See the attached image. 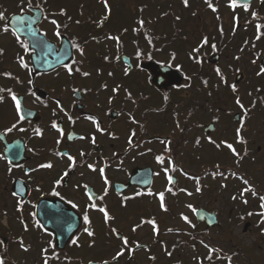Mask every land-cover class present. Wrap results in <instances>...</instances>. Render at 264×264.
<instances>
[{
  "label": "flooded vegetation",
  "instance_id": "flooded-vegetation-1",
  "mask_svg": "<svg viewBox=\"0 0 264 264\" xmlns=\"http://www.w3.org/2000/svg\"><path fill=\"white\" fill-rule=\"evenodd\" d=\"M87 1L30 0L28 8L29 0L23 5L21 0H0V11L8 22L24 15V28L32 30L36 22L45 36L34 51L31 38L37 34L21 36L29 43L30 50L25 51L11 31H0V88L5 89L0 92L4 97L0 101V153L19 165L9 172L10 165L0 159V255L5 264H44L42 249L48 248L49 256L55 252L59 257L48 264H214L215 253L212 261L205 259L209 255L205 245L214 248L213 227L198 223L196 216L199 209L217 212L208 204L215 190L212 173L217 165L228 176L234 171L237 175L230 177L229 184L234 186L237 180L241 192L238 177L247 179L241 167H254L256 158H264V73L260 72L264 67V0H237L235 8L231 0H188L187 7L183 0H109L106 8L101 0ZM97 7L109 14L103 24L100 16L93 15ZM51 20L58 21L60 37ZM204 37L208 43L200 47ZM198 47L199 52L194 51ZM21 56L27 68L21 66ZM151 63L170 65L181 79L153 84ZM65 65H71V73ZM6 72L12 75H3ZM7 89L21 100L25 119H19ZM53 122L63 135L52 127ZM13 124L17 127L6 132ZM238 129L245 142L238 139ZM9 145L14 149L8 150ZM256 152L262 153L254 156ZM69 155L75 157V167L70 166ZM157 156L164 157L163 164ZM215 156L221 160H214ZM49 162L51 168L39 167ZM167 175L174 183L169 184ZM249 179L258 182L262 187L256 189L264 194V175L258 181ZM159 193H164L167 211L161 208ZM203 199L207 204L197 205ZM43 200L41 211L48 216L47 225L38 215ZM18 202L23 203L22 211ZM93 202L96 208L89 207ZM63 206L70 207L76 223L59 246L57 232L72 228L66 217L52 216L54 210L68 216ZM102 207L113 217L107 223L99 211ZM182 207L190 214L186 221H193L190 228L166 225L167 217L183 216L176 213ZM85 215L90 224L85 223ZM152 219L158 232L152 224L142 223ZM86 227L93 235L84 231ZM112 229L127 237L134 253L125 249L122 257L112 259L123 247ZM20 238L30 246L28 251L21 248ZM50 241L55 248L49 247Z\"/></svg>",
  "mask_w": 264,
  "mask_h": 264
},
{
  "label": "rangeland",
  "instance_id": "rangeland-1",
  "mask_svg": "<svg viewBox=\"0 0 264 264\" xmlns=\"http://www.w3.org/2000/svg\"><path fill=\"white\" fill-rule=\"evenodd\" d=\"M90 1L91 0L87 1L88 4H92ZM104 12L105 10H102V7H97L93 10V15L95 18H97V16L102 18V13ZM257 120L262 124V121L259 118H257ZM261 153L262 152H256L254 156H258V154L261 155ZM262 159H264L262 156L256 158L257 165L253 167L247 164L246 166L241 167L240 172H243V175L252 177L257 181L260 180L259 178L264 175V161ZM214 160L221 159L220 157L217 158V156H215ZM253 164H255V162H253ZM232 172L234 171L230 172V175L228 176L229 179L221 178L215 183V190L214 193H212L213 196L208 200L210 208L218 212L219 220L221 222V225L212 231V246L215 249L222 250L215 254L220 255L219 253L223 254V252L224 254H229L232 257L233 264H264V230H261L259 225L262 223V217L257 214L262 211L260 207V196L258 197L256 195L253 197L251 191L245 192L243 196H241V192L238 191L239 185L237 180H235L236 184L234 186L229 184ZM226 183H228V185ZM256 184L262 187L258 182ZM242 190L241 184V191ZM233 196H235L236 199H233ZM244 200H247L248 202L245 204L243 202ZM206 202L207 201L203 199L196 203L199 206H203L207 204ZM183 211H185V214L187 215H185ZM178 212L183 213V216L180 217L178 215L175 216V218L167 217L166 225L182 228L188 226L190 228L189 221H186L183 218L190 215L186 208L182 207L181 209L176 210V213ZM249 213L253 214L249 215ZM246 222L251 223V226L247 229L244 228ZM223 260L225 262H216V260L214 264H228V261L225 259Z\"/></svg>",
  "mask_w": 264,
  "mask_h": 264
},
{
  "label": "snow or ice",
  "instance_id": "snow-or-ice-1",
  "mask_svg": "<svg viewBox=\"0 0 264 264\" xmlns=\"http://www.w3.org/2000/svg\"><path fill=\"white\" fill-rule=\"evenodd\" d=\"M206 2H207V0H206ZM23 3H24V0H21V5H23ZM104 3H105V7H108V5H107V0H104ZM183 3H184V5H185V7L188 6V0H183ZM231 6H232L233 8H235V7L237 6V0H231ZM27 7H28V8H31V7H32V4H31L30 0H29V3H28V6H27ZM209 7L212 8L213 11L216 10L215 7H214L211 3H209ZM244 7H245V9H247L248 4H245ZM23 11H25V9H24L23 7H21V12H23ZM60 14H61V15H64V14H65V12H64L63 9H61V13H60ZM253 15H255V14H253ZM176 19L179 20L180 17H176ZM0 21H4L3 24H0V31H2V32H4V33H8V32L11 31L12 34L16 37L17 43H19L20 46H21L25 51H29V50H30V48H29V43H27L24 39H22V38H21V35H20L22 32H24V27H23L22 25H24V24L26 23V18L23 17V16H16V17L14 18V20H13V23H15V24H17V25H21V27H13L12 24H10V23L8 22V17L5 16V13L2 12V11H0ZM51 23H52L53 25L56 26V32H55V35H56L57 37H60V36H61V33H60V25H59L58 21H57V20H51ZM77 23H79V21H77ZM100 24H103V19L100 21ZM139 24H140L141 27H143V26H144V21L141 19V20L139 21ZM257 28H258V30H259L260 26L258 25ZM137 31H138V29H137ZM222 31H223V29L221 28V32H222ZM31 35H32V36H35V32H32ZM108 38H109V39H116L117 41H119V37H111V36H109ZM257 39H259V36L257 37ZM150 42H151V41H150ZM207 43H208V38H207V37H204V39H203V41H202L200 47H203V45H204V44H207ZM39 44H40L39 41H35L34 44H33V46H32V48H31V50L34 51L35 48L39 46ZM76 47L79 48V45H76ZM213 47H215V45H213ZM79 50H80L81 54H83V49H82V48H79ZM199 50H200L199 47L196 48V49H194V51H196V52H199ZM2 51H3V50L0 49V53H2ZM138 55H140V53H138ZM172 58H173V59L175 58V54H174V53L172 54ZM18 59H19V61H20L22 67H25V68L28 67L27 63L24 61V58H23L22 56H21V57H18ZM65 67H67L69 73H71V71H72L71 65H65ZM216 72H217L218 75H222V74H221V71H220L219 68L216 69ZM260 72H261V73H264V67L261 68ZM258 74H259V73H258ZM3 75L10 77L12 74L6 72V73H3ZM84 75L87 76L88 73H84ZM225 82H226V81H225ZM204 83L207 84V81H204ZM105 87H106V86H105ZM231 87H232L233 91L235 92V91H236V85L233 84V85H231ZM117 90H118V89H114V91H117ZM3 91H5V89L0 88V92H3ZM6 91H8V92L10 93L12 100L15 102V107H16V109H17V112L19 113V119H20V120L25 119V114L23 113V111H22V109H21V100L17 97V95H16L14 92H12L11 89H7ZM128 95L131 96V93H129ZM3 99H4V97H3V96H0V101H3ZM57 103L59 104V101H57ZM236 103H237L242 109L244 108V105L240 102V99H239V98H237ZM70 119H71V117H70ZM89 119H92V118L89 117ZM16 127H17V125H16V124H13L12 127L7 128L5 131H6V132H12L13 129H15ZM52 127H53V128H57V129L60 131L61 135H63V129H62V128H59V126L57 125L56 122H53ZM97 128H99V124H98V123H97ZM100 130L103 131V129H100ZM20 131H24V129H20ZM239 131H240V130L238 129V130H237V133H238V139L240 140V142H245V141H243V138H242V137H239ZM36 132H37L38 135H42L41 130L37 129ZM133 135H135L134 132H133ZM81 139H84V137H81ZM209 139L211 140V138H209ZM92 140H93V143H95V137H92ZM59 142H60V141H57V143H59ZM130 142H131V141H130ZM198 142H199V141H197V143H198ZM211 142H212V143H215L214 141H211ZM222 143H224L229 149H231L234 155H236L237 157H239L240 154H239L238 152H236L235 148H233V146H232L231 144H228L226 141H224V142H222ZM217 147H220V145H217ZM13 149H14V146H12V145H9V146H8V150H13ZM15 154L18 155V151H16ZM57 155L64 156V155H66V153H57ZM81 155H84V153L81 152ZM0 159H4V160H6L7 163L10 165V167H9V169H8L9 172H11L12 167H18V166H19V165H13L12 159H11L8 155H6V154H4V153H0ZM68 159L71 161V165H70V166H71V167H75V157L69 155V156H68ZM156 159H157V161H158L159 163L163 164V162H164V157H163V156H157ZM237 162H239V161H237ZM52 166H53V165L49 162V163H47V164H41L39 167H41V168H51ZM88 167H89L90 169H92L93 171H95V166H94V165L89 164ZM218 168H219V166L217 165V169H218ZM173 170H175L174 167H173ZM100 171H101L102 177H103L104 180H105V183L107 184V183H108L107 178L103 176L104 169L102 168ZM164 171H165V173L167 174L168 171H169V169H168V168H165ZM217 174L221 175V176L224 177V178H227V177L225 176V173H224V172H219V173H217V172H213V173H212L213 176H216ZM64 175H67V173H65ZM231 175H232V176H236L237 174H236V173H231ZM238 178H240V179L243 181V183H244L245 185H248L247 187H245V188L241 191V196H243V194H244L245 192H248V191H251V192L253 193L254 196L257 195L255 189L249 184V182H248L246 179H244L243 177H238ZM167 179H168V181H169V184L174 183V181H173V177H172L171 175H167ZM60 182H61V181H57L56 183L59 184ZM224 186L226 187V185H224ZM85 188H87V185H85ZM167 190H168V191H171V188H169V189H167ZM200 190H201V189L198 187V188H197V191H200ZM56 194L59 195V193H56ZM106 194H107V192H105V195H106ZM188 194L191 195V193H188ZM13 195H16V194L13 193ZM89 198H90V199L92 198V194H91V193H89ZM96 198H97V199H100V200H103L104 197H103V196H98V197H96ZM159 199H160V201H161V208H162L163 210L167 211V208H166V206H165V204H164V193H159ZM233 199H236V197L233 196ZM259 199H260V201H261L260 207H261V210H262V211H261L260 213H257V214L261 215V217H262L261 222L264 223V195L260 196ZM243 202L246 204L248 201H247V200H244ZM69 203H71V201H69ZM74 206H75V205H74ZM89 207L96 208L97 205L93 202V203H91V204L89 205ZM189 207L191 208L192 206L189 205ZM17 208H18V210L22 211V210H23V203H22V202H18V204H17ZM99 211H101V212L104 214V218H105V222H106V223H107L109 220L113 219V217L109 216L106 207L99 208ZM252 214H253V213H249V215H252ZM32 215L35 216L36 214H35V213H32ZM183 218H184L185 220L188 219L187 217H183ZM84 221H85V223H87V224H90V223H91V221L89 220V218H88L87 215L84 216ZM142 223H150V224H152V225L154 226V231H157V232H158V229H156V221H155V219H152V220H149V221H142ZM189 223H191V222L189 221ZM38 226L41 227V228H44V225H43V224H39V222H38ZM138 227H140V225H137V226H136V228H138ZM193 227H195V225H193ZM24 228H25V230H27V224L24 225ZM136 228H133V231H135ZM44 230L47 231L46 228H45ZM84 231H85L86 233H88V235H90V236L93 235V232H92L89 228H87V227L84 229ZM169 231H171V229H169ZM112 232L115 233V234L118 236V238L122 239V241H123V247H122L121 250L118 251V252L116 253V255L112 258L114 261L118 260V258H120V257H122V256L124 255V251H125V249H127V250L129 251L130 254H131V253H134L135 248H131V247H129V241H128L127 237H122V236H120V234L117 232L116 229H112ZM73 243H76V241H73ZM201 243H203V241H201ZM0 244H3V241H0ZM20 246H21V248H22L24 251H28V250H29V247H30V246H26V245L24 244V242H23V238H20ZM49 247H51V248H55V244H54L52 241H50V242H49ZM136 247L138 248V247H140V245L137 243V244H136ZM205 247H207V248L209 249V255H208L207 257H205V259H207V260H209V261H212V259H213L212 253H216V252H218V251H222V250H218V249L212 248V247L209 246V245H205ZM42 255H43V261H44V264H48V262H49L50 259H59L58 255H57L55 252H53V255H52V256H49V255H48V248H43V249H42ZM168 255H171V253L169 252ZM216 258H217V259H220L221 257L217 256ZM151 259H155V257H151ZM226 259H227V261H228V264H231L232 257H231V256H228V257H226ZM0 264H5V258H4V256H2V255H0ZM103 264H108V261H104ZM198 264H203V261H198Z\"/></svg>",
  "mask_w": 264,
  "mask_h": 264
},
{
  "label": "water",
  "instance_id": "water-1",
  "mask_svg": "<svg viewBox=\"0 0 264 264\" xmlns=\"http://www.w3.org/2000/svg\"><path fill=\"white\" fill-rule=\"evenodd\" d=\"M14 19L10 20V24H12L13 27H21V25H17L15 23H13ZM23 26V25H22ZM32 30H26L24 28V32H22L20 35H29V33L35 32V34H37V37H33L31 38V41L34 43L35 41H39L42 40V36L40 35L39 29L36 27V22H33L32 25ZM24 27V26H23ZM37 48V47H36ZM37 59V57H36ZM148 68L150 70V72L152 73V78L151 81L153 84H171L173 82H178L181 79V74L178 71L173 70L171 67L169 66H162V65H156L155 63H151L150 65H148ZM46 201V200H45ZM44 200L42 202H39V218L43 221V223H45V225H47L46 220L48 218V216L46 215V213L44 214L41 209L42 207L46 204ZM57 206H59L58 204L55 205V209H57ZM64 213L69 214L64 215L62 212V210L55 212H52V216L53 218L57 219V218H61V217H66V223L70 225L71 231L70 232H64V231H59L57 232L58 234V240H57V244L62 246L64 244V242H66L67 238L69 237V233L72 234V230L74 229V224L76 222H73V216L70 214V212H73L72 210H70L68 206H63L62 209ZM50 215V214H49ZM199 222H207L209 225L211 226H215L217 224H219V221L215 215V213L211 214L205 210H199L197 212V215ZM49 220V219H48ZM64 223L62 222H56V225H63ZM249 226V223L246 224L245 229H247V227ZM57 227V226H56ZM70 234V235H71Z\"/></svg>",
  "mask_w": 264,
  "mask_h": 264
},
{
  "label": "trees",
  "instance_id": "trees-1",
  "mask_svg": "<svg viewBox=\"0 0 264 264\" xmlns=\"http://www.w3.org/2000/svg\"><path fill=\"white\" fill-rule=\"evenodd\" d=\"M260 225V229L262 230V229H264V224L262 223V224H259Z\"/></svg>",
  "mask_w": 264,
  "mask_h": 264
}]
</instances>
